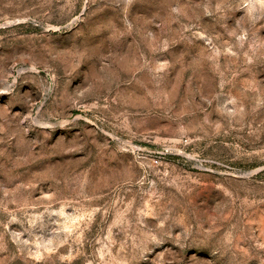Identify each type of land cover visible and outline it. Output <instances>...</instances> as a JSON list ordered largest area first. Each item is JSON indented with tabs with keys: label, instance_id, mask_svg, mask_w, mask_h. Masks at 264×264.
Here are the masks:
<instances>
[{
	"label": "rangeland",
	"instance_id": "1",
	"mask_svg": "<svg viewBox=\"0 0 264 264\" xmlns=\"http://www.w3.org/2000/svg\"><path fill=\"white\" fill-rule=\"evenodd\" d=\"M0 264H264V0H0Z\"/></svg>",
	"mask_w": 264,
	"mask_h": 264
}]
</instances>
